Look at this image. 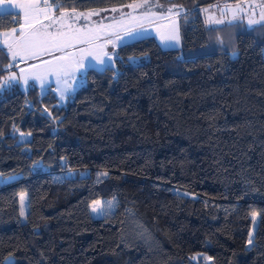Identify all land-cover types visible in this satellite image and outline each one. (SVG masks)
<instances>
[{"label": "trees", "instance_id": "obj_1", "mask_svg": "<svg viewBox=\"0 0 264 264\" xmlns=\"http://www.w3.org/2000/svg\"><path fill=\"white\" fill-rule=\"evenodd\" d=\"M136 1L59 3L91 12ZM172 1L191 11L180 18L186 56L154 37L120 46L112 70L89 69L64 105L53 85L43 96L34 83L0 90V264H191L198 254L264 264V23L227 50L199 12L218 0ZM21 24L0 12V32ZM6 53L0 44V83L17 69ZM108 198L114 210L93 218L91 203Z\"/></svg>", "mask_w": 264, "mask_h": 264}, {"label": "rangeland", "instance_id": "obj_2", "mask_svg": "<svg viewBox=\"0 0 264 264\" xmlns=\"http://www.w3.org/2000/svg\"><path fill=\"white\" fill-rule=\"evenodd\" d=\"M49 3L50 0H48ZM145 0H138L133 3H144ZM19 3L18 0L17 2L13 1V5ZM39 3L41 6L44 4V0H40ZM132 4V3H131ZM159 4L161 7H156L155 5ZM128 5V4H127ZM147 5H152L151 7V13L154 15H148L147 17L144 16L145 9L144 8H138L134 12L132 9L126 7V5L123 6H116V7H111L107 9H102L98 11H91V12H81V11H70L68 13V17L66 18V22L72 24L73 28H96L98 25L102 24L105 26L111 25V30L113 33H123V31L127 28H134L137 32H142L145 34L144 38L147 37H154L159 45L163 49H176L180 50L181 52V57H184L187 55L186 51L183 50V45H182V37H181V29H180V18L182 15L185 13L191 12L188 10L187 7L174 3L172 0H146V6ZM54 7V6H53ZM171 8L172 12L171 14L168 13V9ZM112 9H118V11H112ZM26 8L23 9L22 11V24L20 27L15 28L17 29V32L12 34V30L10 31H5V32H0V44L6 47L7 49V44H5V40L7 39L8 44H13L14 38L19 35V29L24 26L25 30H29L26 28L25 24V12ZM99 13V15H91L88 16V13ZM179 13V15H176V13ZM200 14L204 18L205 24L207 27L210 28V43L212 45L215 44V33L218 31L219 33L217 34V44L218 46H223L227 50H230L236 46V36L239 32H243L245 29H250L251 27L260 24L263 22L264 18H262V15H264V0H240L237 2H232L230 0H218L215 4L210 5V6H205L199 9ZM73 13L77 14H83L80 15L79 19H75L73 17ZM127 13H131L132 16L139 17L138 20H133L131 19ZM60 12H55L54 16L58 17ZM87 17V18H85ZM30 19V17H29ZM249 20L255 21V23L249 24ZM217 21H220V23H217ZM141 22L143 23V27H140ZM45 24L50 23V21L45 20ZM59 27V25H54L53 28L49 29V31H54L55 28ZM217 27H223L221 30L217 29ZM66 30V29H65ZM5 33H9L10 35L5 36ZM176 33L179 36V44L175 47H168L166 46V43L164 40L161 39V35L168 36L170 34ZM112 39H115V36L113 35L111 37ZM103 43L104 41H100ZM170 43H175L170 42ZM122 45V41H116V46L113 47L112 44H108L104 51L108 52L109 54H115L113 55V62L115 63V59L117 58V49ZM80 47H83V45H77L76 48L70 49V51H75L78 52V49ZM236 51L232 52V56ZM62 55L60 52H55L52 56L49 55H44L40 59H30V60H20L19 58L16 61H22L23 65L16 66L17 62H13L14 67L17 69L21 68L23 69H29L32 65L35 64H41L43 60H49L53 59L54 56H59ZM190 57L193 55L189 54ZM91 59V57H88L85 59L84 63L87 66L88 60ZM104 59L107 61V57H104ZM93 63H96L93 61ZM113 63V66H114ZM21 66V67H20ZM43 66V65H42ZM102 65L96 64L95 69L101 70ZM16 69V70H17ZM15 71L17 76L19 77V74L21 71ZM32 71H40L41 69H36L32 68ZM14 71H11L12 73ZM81 72H84L83 69H81ZM15 82V81H14ZM34 83L35 86L39 89V94L40 95H45V93L48 91L50 86L54 84L56 87L57 93H60V104L64 105L68 97L72 94H74L79 88H81L84 84V75L81 76V73H76L75 77L72 76H61L59 80H57V77L55 75H47L45 76L43 82L40 80H33L29 79L27 85L23 83L22 80L19 82L21 87L27 89L29 88V84ZM70 85L73 84L74 89L71 92L63 93V99H61V91L60 87H64V85ZM26 137H29L27 135ZM104 172H99V175L102 177H105L106 175H103ZM88 175V171H64L62 173V176L65 177H77V176H86ZM100 202V207L103 210H107V201H113V203L116 205L115 199L108 198V199H97L91 203V205L96 202ZM19 207H20V220L21 222L26 221V215L28 212V202H27V194L25 192L21 193L19 195ZM90 205V213L91 216L95 219H100L103 218L105 215L97 216V213H94L92 211ZM21 211H23V215H21ZM113 211V210H112ZM111 211V212H112ZM254 218V226L252 227V232L253 234L254 229H255V223H257L258 216L253 215ZM252 239V238H251ZM195 257L196 259H193ZM191 257L190 263L191 264H212L211 259L208 260L206 259L208 256L204 254H198Z\"/></svg>", "mask_w": 264, "mask_h": 264}, {"label": "snow or ice", "instance_id": "obj_3", "mask_svg": "<svg viewBox=\"0 0 264 264\" xmlns=\"http://www.w3.org/2000/svg\"><path fill=\"white\" fill-rule=\"evenodd\" d=\"M53 4L55 7H53ZM156 7H161V5L156 4ZM126 7L133 10V12L138 8H144V16L154 15L151 13L152 5L146 6V0L144 3H132L126 5ZM59 10L60 14L58 17L54 16L55 11ZM112 11H118V9H112ZM168 13L171 14L172 9L169 8ZM25 24L26 28L22 26L19 29V35L14 38L13 44H8L7 39L5 44H7V53L10 58L15 62L18 58L20 60H30V59H40L44 55L52 56L55 52H60L62 55L54 56L53 59L43 60L41 64L32 65L29 69H22L19 77L15 72L10 73L4 78L3 82L0 83V90H3L6 86L11 87L10 82L23 81L27 85L28 80L31 78L33 80H40L43 82L45 76L55 75L57 80L63 76L75 77L76 73H81L83 76L89 69H95L96 64L102 65L101 70H112L113 68V55L104 51L108 44H112L113 47L116 46V41H122L121 46H127L130 42H135L137 40L143 39L145 34L142 32H137L134 28H127L123 33H113L111 30V25H98L96 28H73L72 24L66 22L68 13L62 8L59 0H53V3H49L48 0H44V4L41 7L38 4L28 5L25 12ZM75 19H79L80 15L83 14H72ZM88 16L99 15V13H88ZM131 19L138 20L139 17L132 16L131 13H127ZM176 15H179L177 12ZM30 17V19H29ZM87 18V17H85ZM264 18V15H262ZM48 20L50 23L45 24L44 21ZM220 23V21H217ZM255 23V21L249 20V24ZM54 25H59L54 31H49ZM141 22L140 27H143ZM66 29V30H65ZM17 29H12V34L16 33ZM10 35L5 33V36ZM115 39H112V36ZM161 39L165 41L166 46L175 47L179 44V36L176 33L170 34L168 36L161 35ZM104 41L101 43L100 41ZM175 43H170V42ZM77 45H83L78 49V52L70 51L74 49ZM235 55V53L233 54ZM91 57L88 60L87 66L84 61L86 58ZM107 57V61L104 59ZM95 61L96 63H93ZM18 66V65H16ZM13 64L7 66L11 69ZM32 68L41 69L40 71H32ZM81 69L84 72H81ZM61 99H63V92L61 93ZM21 136L25 134L20 133ZM30 136L31 133H28ZM107 175V173H103ZM14 177H8L11 181ZM107 210H103L100 207V202L96 201L91 205L92 211L97 213V216L110 214L115 208L113 201H107ZM21 211V215H23ZM249 245H252L253 240L251 236L247 241ZM193 259H196L193 257ZM206 259L210 260L211 257ZM6 264H13V258L10 255L6 261Z\"/></svg>", "mask_w": 264, "mask_h": 264}, {"label": "crops", "instance_id": "obj_4", "mask_svg": "<svg viewBox=\"0 0 264 264\" xmlns=\"http://www.w3.org/2000/svg\"><path fill=\"white\" fill-rule=\"evenodd\" d=\"M13 1L14 2H17V0H6V1H4V0H0V12H6V11H13V12H18V13H22V11H23V9L24 8H27V6L28 5H31V4H38V5H40L41 6V4L39 3V1L40 0H18V2L19 3H17V4H14L13 5ZM42 7V6H41ZM22 15V14H21ZM264 23V20H263V22L262 23H260V24H263ZM260 24H257V25H260ZM257 25H255V26H257ZM255 26H253V27H255ZM252 28V27H251ZM250 28V29H251ZM24 68V67H23ZM23 68H21V70L23 69ZM20 69L18 68L17 70H15V71H19ZM20 70V71H21ZM14 71V72H15ZM10 73H8L5 77H7L8 75H9ZM4 77V78H5ZM12 83H15L14 81H12V82H10V84H12ZM31 83V82H30ZM53 85V90H54V92L58 95V97H60V93H57V91H56V86L54 85V84H52ZM63 86V85H62ZM60 87V91H61V93L63 92V93H67L68 91L69 92H71V91H73V89H74V86H73V84H70V85H64V87ZM21 89L25 92V91H27V89H25V88H23V87H21Z\"/></svg>", "mask_w": 264, "mask_h": 264}, {"label": "built area", "instance_id": "obj_5", "mask_svg": "<svg viewBox=\"0 0 264 264\" xmlns=\"http://www.w3.org/2000/svg\"><path fill=\"white\" fill-rule=\"evenodd\" d=\"M16 64L19 66V65H22V62L21 61H17Z\"/></svg>", "mask_w": 264, "mask_h": 264}]
</instances>
